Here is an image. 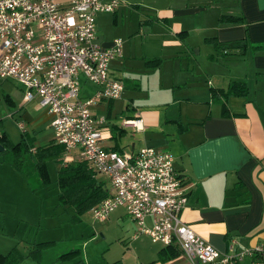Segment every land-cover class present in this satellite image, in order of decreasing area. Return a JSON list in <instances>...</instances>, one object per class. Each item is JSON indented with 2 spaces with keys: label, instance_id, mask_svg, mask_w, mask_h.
I'll return each instance as SVG.
<instances>
[{
  "label": "crops",
  "instance_id": "1",
  "mask_svg": "<svg viewBox=\"0 0 264 264\" xmlns=\"http://www.w3.org/2000/svg\"><path fill=\"white\" fill-rule=\"evenodd\" d=\"M121 1L117 11L110 13L114 22H117V15L122 9L134 10L141 17L140 29L160 24L158 32L150 27L148 33L146 28L144 35L155 41L161 38L164 46H178V40L187 45V40L194 37L200 39L207 49V58L216 67L209 70L207 93L198 98L195 94H186L181 100L187 106H195L194 109H185L184 112L174 110L164 118L170 132L164 130V134L157 133V129L161 128L159 118L162 117L149 112L140 116L137 111L136 115H126L122 121L138 116L141 119L140 128L134 131L123 128L121 123L112 122L109 126L111 137L103 142L104 146L112 149L117 145L116 129L120 133L126 129L147 133L148 129H152L149 132L151 138L144 139V144L138 148L134 143L127 149L117 146L121 152L152 147L173 155L174 169L182 178L187 194V202L180 212L181 220L219 251H226L232 240L237 242L239 250L264 243V0ZM110 14L99 13L95 17L96 42L103 47L110 46L112 40H98L97 25L105 20L109 23ZM221 14L238 16L240 20L220 22L218 18ZM257 45L262 47L254 49ZM191 48L189 45L186 47L188 51ZM157 59L161 58L151 57L146 63ZM116 61L118 57L109 63L112 76L120 73ZM234 80L245 81L249 91L245 96H228L225 99L228 114L223 115L219 100L211 98V88L225 89ZM183 85L187 87L190 83L184 82ZM94 89L95 86L82 81L81 96H91ZM115 100L100 101L91 107V112L104 116L108 121V107ZM102 103L107 106L106 115L100 113ZM30 104L39 106L36 101L29 103L23 98L20 106ZM41 109L48 118L50 115ZM19 117L25 119L23 115ZM48 119L50 125L51 116ZM35 125L37 122H31V126ZM25 132L28 133L27 130ZM71 154L75 156L76 152ZM130 221L134 231V222ZM134 244L140 248L139 242ZM160 247H152L148 252L152 255L148 260L150 263L188 264L181 251L176 258L159 261L164 246ZM34 256L35 253H31L19 264H41ZM250 260L251 257L246 255L237 264H249Z\"/></svg>",
  "mask_w": 264,
  "mask_h": 264
},
{
  "label": "built area",
  "instance_id": "2",
  "mask_svg": "<svg viewBox=\"0 0 264 264\" xmlns=\"http://www.w3.org/2000/svg\"><path fill=\"white\" fill-rule=\"evenodd\" d=\"M121 4L0 0V80L20 83L23 100L36 101L51 116L53 140L65 149L63 164L84 160L104 175L109 196L90 210L93 220L104 221L122 207L135 224L131 238L146 235L164 246L176 245L188 264H237L246 255L249 264H264V243L239 250L232 240L226 251H219L181 220L187 194L169 151L117 152L104 146L111 137L109 123L91 107L121 97L123 82L111 75L109 63L121 55L122 41L98 44L95 17L114 13ZM82 81L95 86L91 96H81ZM140 124L136 116L122 127L135 131ZM19 128L25 131L20 122Z\"/></svg>",
  "mask_w": 264,
  "mask_h": 264
},
{
  "label": "rangeland",
  "instance_id": "3",
  "mask_svg": "<svg viewBox=\"0 0 264 264\" xmlns=\"http://www.w3.org/2000/svg\"><path fill=\"white\" fill-rule=\"evenodd\" d=\"M135 13L134 10L122 9L117 22L108 13L110 22L105 20L97 25L98 40L119 39L123 45L116 61L120 73L115 74L124 84L122 98L113 102L110 111L102 103L100 113H109L110 126L112 122L122 124L126 115H136L137 111L140 116L149 112L162 117L159 118L161 128L157 133L164 134V130L170 132L164 122L166 116L174 110L184 112L195 108L181 102L186 94H195L198 98L208 92L209 70L216 64L207 58V49L195 37L187 40L186 44L192 47L188 51L187 45L179 40L178 46H164L161 38L155 41L149 35L145 36L146 28L147 33L150 27L158 32L160 24L140 29L141 17ZM169 37L173 39L170 34ZM155 56L161 58L157 67L146 63L147 59ZM184 82L190 85L186 87ZM23 91V86L12 79L0 80V134H5L11 143H15L22 131L20 122L33 137V144L43 146L53 139L50 116L47 118L35 104L21 107ZM6 95L13 100V106L8 104ZM31 122H37V125L31 126ZM109 126L108 132L111 131ZM151 131L137 133L126 129L120 133L118 129L114 130L117 145L126 149L133 143L135 148L143 145L144 139L151 138ZM12 160L11 152L0 154V253L5 254L16 246L28 256L34 251L35 259L41 264H71L76 259L61 261L57 257L70 249H79L85 264H152L148 261L152 255L148 252L152 247L161 248V244L153 243L145 236L138 240L130 239L133 228L123 208L114 209L104 221L93 220L87 211L80 216V221L73 222V211L59 205L57 200L55 179L59 163L50 159L46 161L51 184L42 188L32 166L17 171ZM96 178L105 183L104 175L96 173ZM135 241L139 242L140 248L134 244Z\"/></svg>",
  "mask_w": 264,
  "mask_h": 264
},
{
  "label": "trees",
  "instance_id": "4",
  "mask_svg": "<svg viewBox=\"0 0 264 264\" xmlns=\"http://www.w3.org/2000/svg\"><path fill=\"white\" fill-rule=\"evenodd\" d=\"M218 20L220 22H237L240 19L238 16L221 14ZM261 47L262 45H257L254 49H260ZM158 61L159 59L148 63L157 65ZM248 91L249 88L245 81L234 80L225 89L211 88V98L213 100H219L223 115H227L228 110L225 99L228 96H245L248 94ZM6 99L8 104L14 105V102L8 95H6ZM108 111H110V107H108ZM0 144L5 148L0 154L7 151L12 153V166L14 169L23 171L26 166H32L34 168L35 175L39 179L42 188H46L51 184L46 170V161L50 159L59 163L55 179L57 200L59 205L70 208L73 211V216L71 217V221L73 222L80 221L81 215L87 211L90 212L94 206L109 196L106 181L104 183V181L98 180L96 178L97 172H95L86 161L73 160L63 164L65 149L63 145L56 143L53 139L43 146H34L33 137L27 132L22 131L19 139L15 143H11L5 134H0ZM112 149L121 152V149H118L117 145ZM146 237L149 238L148 236ZM150 241L153 242L151 239ZM33 252L34 251H31L29 255ZM161 253V257H159L158 260L167 261L176 258L180 254V250L171 244L164 246L161 249ZM27 256L28 255L23 254L15 246L5 254L0 253V264H19ZM57 259L61 261L76 259L71 264H85L84 260L81 258L79 249H70L60 254Z\"/></svg>",
  "mask_w": 264,
  "mask_h": 264
},
{
  "label": "water",
  "instance_id": "5",
  "mask_svg": "<svg viewBox=\"0 0 264 264\" xmlns=\"http://www.w3.org/2000/svg\"><path fill=\"white\" fill-rule=\"evenodd\" d=\"M4 147L0 144V153L4 151Z\"/></svg>",
  "mask_w": 264,
  "mask_h": 264
}]
</instances>
